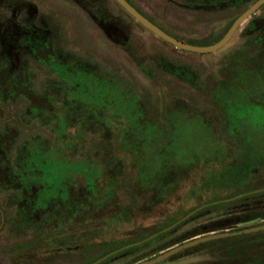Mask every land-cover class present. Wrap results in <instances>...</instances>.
Segmentation results:
<instances>
[{
    "label": "rangeland",
    "instance_id": "obj_1",
    "mask_svg": "<svg viewBox=\"0 0 264 264\" xmlns=\"http://www.w3.org/2000/svg\"><path fill=\"white\" fill-rule=\"evenodd\" d=\"M187 1L131 0L192 41L214 39L243 8L203 10ZM246 22L223 47L196 53L158 39L114 0H0V264H96L120 250L126 254L106 264H135L183 233L204 231L189 240L264 223V200L228 201L155 244H132L165 232L193 206L264 187V64H250L264 61V39L249 43ZM49 42L56 52L41 63L32 51ZM72 57L65 75L60 66ZM180 68L196 75L192 83L178 77ZM51 95L64 96L66 108L73 95L85 103L56 111ZM87 98L106 112V125L85 116ZM181 105L193 112L175 109ZM137 120L152 136L139 147V179L157 172L155 180L167 183L168 175L171 189L161 195L136 180L135 160L118 144L120 130L135 138ZM21 190L32 192L23 204ZM24 207L48 217L24 224ZM57 231L72 239L47 243ZM155 264H264V230L208 240Z\"/></svg>",
    "mask_w": 264,
    "mask_h": 264
},
{
    "label": "flooded vegetation",
    "instance_id": "obj_2",
    "mask_svg": "<svg viewBox=\"0 0 264 264\" xmlns=\"http://www.w3.org/2000/svg\"><path fill=\"white\" fill-rule=\"evenodd\" d=\"M115 1V0H114ZM129 3H130V5L132 4V6H134L133 4L134 3H132L131 2V0H127ZM256 0H188L187 1V3H185V4H198L199 5V7L201 8V9H203V10H205V9H213V8H218V7H220V6H224L225 8H227L228 9V7H241V6H243V8L232 18V19H230L226 24H225V26L223 27V29L219 32V33H217L215 36H213V38L214 39H212V40H209L208 42L209 43H207V44H203V45H201V46H205V45H210V44H212V43H214V42H216L219 38H221L222 36H223V34L226 32V30L228 29V27L231 25V23H232V21L241 13V12H243L247 7H249L251 4H253L254 2H255ZM116 2V1H115ZM117 3V2H116ZM260 5L256 8V10L254 11V12H252L250 15H248L244 20H246L247 19V22L245 23V25H244V27H243V29H242V33H241V35L242 36H244V38H248V42L250 43H255V42H259L260 40H262V39H264V1H262V2H260L259 3ZM117 5H118V3H117ZM119 6V5H118ZM227 6V7H226ZM120 7V6H119ZM121 8V7H120ZM134 8H137L136 6H134ZM122 9V8H121ZM138 9V8H137ZM123 10V9H122ZM139 10V9H138ZM124 11V10H123ZM140 11V10H139ZM125 12V11H124ZM141 12V11H140ZM143 13V12H142ZM109 14L110 15H113L112 13H111V11H109ZM144 14V13H143ZM145 15V14H144ZM130 16V15H129ZM146 16V15H145ZM144 16V17H145ZM131 17V16H130ZM132 18V17H131ZM145 18H147V19H149L150 20V22L151 23H153V24H155L159 29H161L162 31H164L166 34H168V35H170L171 37H173V38H175V39H178V40H180V41H183V42H186L185 40L186 39H182V38H180V37H177L176 35H174L173 33H171V32H168L167 30H165L164 28H162L160 25H158L157 23H155L153 20H151L149 17H145ZM133 19V18H132ZM243 20V21H244ZM242 21V22H243ZM241 22V23H242ZM240 23V24H241ZM239 24V25H240ZM238 25V26H239ZM238 28V27H237ZM237 28L234 30V32L232 33V35L230 36V38L233 36V34L235 33V31L237 30ZM145 29V28H144ZM146 30V29H145ZM148 31V30H147ZM151 33V32H150ZM152 34V33H151ZM252 35H254L253 37H252V39L250 40V38H251V36ZM155 36V35H154ZM156 37V36H155ZM229 38V39H230ZM159 39V38H158ZM161 40V39H160ZM163 41V40H162ZM229 41V40H228ZM227 41V42H228ZM128 42H130L129 41V37H127V38H124V40L120 43V45H121V47L123 48ZM226 42V43H227ZM166 43V42H165ZM186 43H188V42H186ZM225 43V44H226ZM168 44V43H167ZM188 44H190V43H188ZM224 44V45H225ZM170 45V44H169ZM190 45H197V44H190ZM223 45V46H224ZM222 46V47H223ZM173 47V46H172ZM55 52H56V48L53 46V43H51V42H49V43H47L45 46H44V48L43 49H39V48H34V50L32 51V53H34V56H36V59H38L39 61H41V63H47L48 62V60H50L52 57H53V55L55 54ZM76 62V59L75 58H68L66 61H65V65H62V66H60V71L62 72V73H66L65 75H67L68 73V68L69 67H71L74 63ZM256 64V65H258V64H264V61L263 62H258L257 60H255V58H253L252 60H251V63L250 64ZM90 73H92V72H90ZM6 84L10 87V86H12V83L11 82H9V81H7L6 82ZM4 86V89H3V91H6V92H8L9 93V87L7 88L5 85H3ZM82 90H83V92L85 91V92H88L87 94H89V92H90V86L89 85H83L82 86ZM64 96H65V94H64ZM62 97V99H60L61 97H59V99L57 100V99H55V97L56 96H52L51 95V97H54V101L53 100H49L48 99V97L47 96H44V98L45 97H47V99L49 100V101H53V102H50V104H52V107H54L55 109H56V111H60V109L61 108H65L66 110H69L70 108H74L75 107V105H74V103H83V105H84V103H85V101L84 100H82L80 97H78L77 95H73V96H71V101H72V105H71V107H69V108H66V104L67 103H69V101L68 100H66L65 99V97ZM91 96V95H90ZM93 97V96H92ZM86 100V105H87V108L85 109V116H87V117H100V116H102V118L104 119L103 120V124H105L106 125V112H104V113H102V111H101V109L99 108V107H97V111L95 112L94 111V108H95V102H94V99L92 98V99H89V98H87V99H85ZM38 106H40V105H38ZM30 107H32V108H38L37 106H35V105H31ZM40 108V107H39ZM41 109V108H40ZM68 112V111H67ZM115 122V121H114ZM107 124H108V121H107ZM109 128V127H108ZM67 129V127L65 128V130ZM127 154H128V156H131V154H129L128 152H126ZM71 155V154H70ZM79 156H81V155H79ZM132 157V156H131ZM46 159V158H45ZM77 159V158H76ZM83 159L84 160H87V161H93V159H89V157H88V155L87 156H84L83 155ZM134 159V158H133ZM135 161H139V159H134ZM35 188H37V190H36V195H35V197H34V203L36 204V202H37V194H38V189H39V187H38V184H37V186L36 187H33V190L35 189ZM264 187H262V188H259V189H262V190H259V191H263L264 189H263ZM258 189H256V190H251V191H257ZM31 191H28V192H26V191H17V194H19V196H20V198H21V200H20V204H23V202H26V201H29V199H30V197H31ZM244 193V192H243ZM208 206V205H207ZM206 207V206H205ZM30 208H32V207H30ZM204 208V207H203ZM38 217L36 218V216H34L33 217V215H34V210H31V209H29V208H23L22 210H24V211H21V212H19V214H20V216H21V218L22 219H24V221H23V223L24 224H26V223H33L34 225H36V224H39V223H41V221H45L46 220V217H48V215H47V212H45V210H43V208H40V207H38ZM26 210H28L29 211V213H30V216L31 217H29V220L30 219H32V220H30V222H25L26 220V217H25V214H24V212L26 211ZM42 210V211H41ZM76 212H74V214H75ZM37 219H39V223H37ZM44 223V222H43ZM175 225V224H174ZM84 228L86 227V226H83ZM65 231H67V230H65ZM70 232V231H69ZM84 231L82 230V231H80V233H83ZM62 233V231H57V232H54L53 234H55V236H56V238H54L53 240H50L49 242H47V243H54V242H58V241H69V240H71L72 238L71 237H68V238H61V237H58L59 236V234H61ZM52 233H50V234H48V235H51ZM47 236V235H46ZM45 237V236H44ZM44 237H42V238H40V239H36V240H41V239H43ZM184 242V241H183ZM182 243V242H181ZM140 244V243H139ZM180 244V243H179ZM166 250V249H165ZM126 254V251L124 252V251H122L121 252V250L120 251H118V252H115V253H113V255L112 256H105V254H101V255H99V257L100 256H102L103 258H102V260H100L98 263H96V264H106V263H108L110 260H112V259H116V258H119V257H121V256H123V255H125ZM91 263V262H90ZM93 264H95L94 262H92ZM83 264H89V263H87V262H85V263H83Z\"/></svg>",
    "mask_w": 264,
    "mask_h": 264
},
{
    "label": "trees",
    "instance_id": "obj_3",
    "mask_svg": "<svg viewBox=\"0 0 264 264\" xmlns=\"http://www.w3.org/2000/svg\"><path fill=\"white\" fill-rule=\"evenodd\" d=\"M132 5V4H131ZM134 7V6H133ZM141 15H143V16H145L142 12H140L137 8H135ZM146 17V16H145ZM149 20V19H148ZM150 21V20H149ZM186 42H188V43H190V44H197V45H203V44H207V43H209L208 41L209 40H202V41H192V40H185ZM134 62H136L137 63V59H132ZM137 65H139L138 63H137ZM180 69H182V68H180ZM183 71L182 72H180V73H178V77L182 80V81H184V82H186L184 79H186V80H191V83H192V81H193V79H194V77L196 76L195 74H193L192 72H190L189 70H186L185 68L184 69H182ZM187 83V82H186ZM194 88H196L197 89V87H195V86H197V85H192ZM164 110H169V109H167L166 107H164L163 108ZM175 109H177V110H179V111H188V112H193V111H190V109L188 108V107H186V106H183V105H181L180 107H177V108H175ZM124 120H126V121H130V122H134L135 120L133 119V117L131 116V115H128L127 116V119H124ZM131 120H133V121H131ZM117 124H118V126L119 127H121V125H122V120L121 121H117L116 122ZM133 125V127H134V124H132ZM137 128L135 127V129H136V136H135V138H132V137H130L129 136V138L128 137H126V133L125 132H122V130H120L119 132H118V135H117V137H118V144L121 146V148L124 150V151H126V152H128L129 154H131V156L134 158V159H139V161H135L136 162V164H135V175H136V180H138V181H140L141 179H139L140 178V173H141V168H143L142 166H141V163H140V161H142L143 159H142V156H141V153H140V149H139V147H141V145H142V143H147L148 145H150V143H151V140H152V136H150V133L148 132H144L143 131V128H142V123H140V121L139 120H137ZM184 168H182V169H185V168H188V167H193V164H186V165H184L183 166ZM181 169V170H182ZM141 170V171H140ZM184 171V170H183ZM155 174H157V172L155 173ZM155 174L152 176V178H149L150 180H143L141 183L142 184H144L145 186H146V188H148V189H151V190H155V194H159V195H161L162 193H166V192H168V190L169 189H171V187H170V182H169V178H168V175H167V173H166V175H167V177H165L166 178V180H164V181H166L167 183H165V182H158V181H156L155 179ZM171 179V178H170ZM165 184H168L167 186H164ZM165 188H164V187ZM164 188V190H162L161 188ZM109 189V187H107V188H105V190H108ZM245 192H247L246 194H244V195H242V196H240V197H237V198H233V199H231V200H227V201H222V202H217V203H213V204H210V205H208V206H206V207H204V208H201V209H198V210H196V211H194V212H192L189 216H187V217H185V215L187 214V213H189L190 211H192L194 208H196V207H198L200 204H198V205H196V206H193L192 208H190L187 212H185L182 216H180V217H178L177 219H175L174 221H172L171 223H174V222H176L177 220H179L180 218H182L179 222H177L173 227H171V228H169L168 230H166L165 232H162V233H160L159 235H157V236H153L152 238H150L149 240H146V241H143V242H141L140 244H138V245H136L135 246V248H138V247H140V246H145V245H150V244H155V242H158L159 240H161V238H163L164 236H166V234L167 233H169L170 231H172V230H174V229H177L179 226H181L182 224H184L185 222H187V221H189L191 218H193L195 215H197V214H199L200 213V211H202V210H204V209H206V208H211V207H214V206H217V205H219V204H221V203H225V202H228V201H241V200H256V201H260V200H264V190L263 191H245ZM243 193V192H242ZM237 195V194H236ZM231 197H233V196H231ZM229 198V197H228ZM221 200L222 199H225V198H220ZM219 199V200H220ZM257 218H259V217H255V218H253L254 220L255 219H257ZM171 223H169L168 224V226H170L171 225ZM154 232V231H153ZM153 232H150V233H148L147 235H150V234H152ZM202 232H204V231H195V232H191V233H183L178 239H174L173 241H171V242H169V243H156V244H158V245H156L157 247H156V252H159V251H161V250H163V249H166V248H168V247H170V246H172V245H174V244H176V243H178V242H183L184 240H187L188 238H191V237H193V236H196V235H198V234H200V233H202ZM147 235H145V236H143V237H147ZM199 244V243H198ZM197 245V244H196ZM195 246V245H194ZM134 248V249H135Z\"/></svg>",
    "mask_w": 264,
    "mask_h": 264
},
{
    "label": "water",
    "instance_id": "obj_4",
    "mask_svg": "<svg viewBox=\"0 0 264 264\" xmlns=\"http://www.w3.org/2000/svg\"><path fill=\"white\" fill-rule=\"evenodd\" d=\"M118 5L128 14L130 15L133 20H135L137 23H139L143 28H145L146 30H148L149 32H151L153 35H155L157 38L163 40L164 42L170 44L171 46H173V48L176 49H180V50H184V51H191V52H196V53H206V52H213L219 48H221L230 38V36L232 35V33L234 32V30L238 27V25L248 16L250 15L252 12H254L256 10V8L260 5L259 3L264 1V0H256L253 4H251L249 7H247L243 12H241L231 23V25L228 27V29L226 30V32L223 34V36L221 38H219L216 42L210 44V45H205V46H201V45H190L186 42L180 41L178 39H175L173 37H171L170 35L166 34L164 31H162L161 29H159L155 24L151 23L147 18H145L143 15H141L132 5H130V3L127 0H115ZM264 189V188H263ZM262 190V189H258L257 191ZM247 192L244 193H240L238 195H235L233 197H229V198H225L216 202H211V203H207V204H203L200 205L196 208H194L191 212L187 213L185 215V217L189 216L192 212L201 209L207 205L213 204V203H217V202H222V201H227V200H231L233 198H237L240 197L244 194H246ZM182 218H180L179 220H177L175 222V224L177 222H179ZM170 226H174L170 225ZM169 227V226H168ZM264 230V223L259 224V225H254V226H249V227H244V228H240V229H235V230H230V231H221V232H217V233H211L208 235H204V236H199V237H195L189 240H186L180 244L174 245L170 248H167L166 250H163L159 253H157L156 255L149 257L147 259L141 260L135 264H155L158 263L174 254H176L177 252L192 247L198 243H202L208 240H213V239H217V238H223V237H227V236H234V235H239V234H245V233H250V232H256V231H261ZM152 237V236H150ZM149 236L145 237V239L150 238ZM141 243V241H136L132 244H138ZM131 245V244H130ZM89 264H93V263H89Z\"/></svg>",
    "mask_w": 264,
    "mask_h": 264
}]
</instances>
